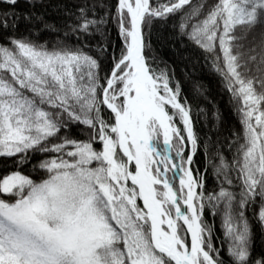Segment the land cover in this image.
I'll return each mask as SVG.
<instances>
[{
	"label": "snow or ice",
	"instance_id": "6c2138e0",
	"mask_svg": "<svg viewBox=\"0 0 264 264\" xmlns=\"http://www.w3.org/2000/svg\"><path fill=\"white\" fill-rule=\"evenodd\" d=\"M0 264H264V0H0Z\"/></svg>",
	"mask_w": 264,
	"mask_h": 264
},
{
	"label": "trees",
	"instance_id": "16d2710c",
	"mask_svg": "<svg viewBox=\"0 0 264 264\" xmlns=\"http://www.w3.org/2000/svg\"><path fill=\"white\" fill-rule=\"evenodd\" d=\"M209 82H210V78L207 77V76H205V77H204V83H205V84H208ZM215 87H216V86H215V83L212 82L213 94H215ZM217 99H219V98L217 97ZM221 108H222V110L225 111V113L227 114V108H226V105H225L223 102H221ZM234 120H235V118L232 117L231 120H230V123L234 122Z\"/></svg>",
	"mask_w": 264,
	"mask_h": 264
}]
</instances>
